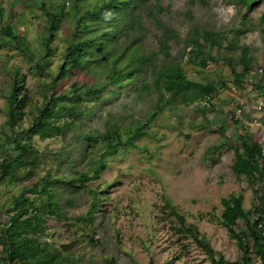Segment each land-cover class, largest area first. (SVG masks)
<instances>
[{
	"label": "rangeland",
	"instance_id": "1",
	"mask_svg": "<svg viewBox=\"0 0 264 264\" xmlns=\"http://www.w3.org/2000/svg\"><path fill=\"white\" fill-rule=\"evenodd\" d=\"M43 1L0 0V144L7 143L12 134L8 96L14 73L20 71L24 77L25 114L18 128L22 132L31 129L38 109L45 104L43 89L62 65L71 34L69 23L54 37L52 46L57 52L49 57L43 74L34 69L35 62L26 55L3 46L1 30L10 26L15 34H25L38 61L45 51L42 27L48 20L41 7ZM53 1L60 2L48 0L47 8ZM253 1L145 0L140 11L143 31L129 28L116 46L150 57L158 69L164 62L178 63L196 84L214 83L217 92L210 106L205 103L208 97L190 104L184 103L181 95L173 100L166 94L168 102L160 100L154 84L157 76L148 62H144L139 77L116 96L107 88L99 97L60 103L57 107L74 105L82 113L76 119L68 114L59 121V125L70 123L61 134L44 137L30 132L23 136L32 157H25L22 168L14 162L15 178L1 179L0 172V233L14 214L8 210L15 207L16 199H30L37 208L48 199L41 191L44 180H55L50 192L59 210L45 217L41 241L56 248L55 254L61 256L59 264H110L112 258L118 264H212L202 248L183 232L166 201L177 208L188 225L199 229L218 254L237 261L241 250L223 225L222 201L232 195L242 196L244 209L254 211L262 208L259 199H264V181L253 184L232 170L235 149L242 146L243 137L251 142L264 141V0H255L251 7ZM66 2L71 9L72 1ZM165 28L170 35L168 51L160 47ZM195 29L222 37L220 45L208 44L214 59L205 68L193 62L190 48L186 49ZM245 50L249 51L251 68L238 85L236 74L244 73ZM106 74V68L101 67L91 73L75 71L60 80L55 91H71L75 98L83 95L85 86L99 82ZM144 81L149 83L150 93L137 98V89ZM72 83H77L78 91L71 89ZM155 112L146 134L107 158L99 177L78 190L65 183L88 168L84 135L104 133L110 119L123 131L129 126L137 129ZM123 140L125 143L128 137ZM15 148L14 143L0 148V165L3 158L15 157ZM34 159L37 164L31 166L29 161ZM95 198L101 199V204L92 226L87 213ZM237 229L248 231L243 220ZM92 239L99 243H92Z\"/></svg>",
	"mask_w": 264,
	"mask_h": 264
},
{
	"label": "trees",
	"instance_id": "2",
	"mask_svg": "<svg viewBox=\"0 0 264 264\" xmlns=\"http://www.w3.org/2000/svg\"><path fill=\"white\" fill-rule=\"evenodd\" d=\"M46 1L48 0H44L41 4L48 17L42 27L43 37L41 41L45 51L44 54L39 55L38 61L26 40L25 34H15L10 26L1 30L3 46H11L15 51L26 55L29 61L35 62L34 69L43 74L49 66V57L57 52L56 46H52L54 37L61 32L64 26H67L65 23L71 25V27L68 26L71 34L67 36V44L62 54L63 61L61 62L62 65L59 66V72L57 75H51L53 77L52 82L47 83L43 89L45 104L43 103L38 109V115L32 122L31 129H23L22 132H19L18 128L22 126L19 124L20 117L25 114L23 109L26 99L22 97L24 77L20 71H16L13 75V81L10 84L11 93L8 96L10 103L9 123L12 125V134L8 136L7 143L0 144V148L6 149L7 146L16 144L15 157L10 160L6 157L2 159L0 165L1 179L6 176L15 178L14 162L18 163L17 168H22L25 165V157L27 155L32 157V153H29L30 146L22 141L23 136L31 134L30 132L41 134L44 137L61 134L69 128L70 123L64 121L63 125H59V121L68 114H72L76 119L82 113L74 105L62 104L57 107L60 103L80 100L87 96L99 97L107 88H110L112 96H116L123 87L130 85L139 77L144 62H148L154 68L153 73L157 76L154 84L160 93V100L168 102L165 97L166 94H169L173 100L181 95L184 103L190 104L204 101L205 97L212 98L217 92L214 83L196 84L188 79L184 69L178 63L164 62L158 69L150 57L137 51L128 52V47L119 48L116 46L117 40L129 28L134 32L143 31L145 26L140 11L144 8L145 0H95L93 3H89L90 0H71L72 8L69 10L67 9L69 3L66 0H58L60 2L57 3L53 1L51 8H47ZM248 1L246 0V3ZM254 3L255 0L250 3L251 7ZM261 24L264 26V15L261 17ZM240 31L246 33V30L240 29ZM128 34L131 36L130 33ZM169 36V30L165 28L160 40L162 51H168L170 48ZM221 38L211 31L195 29L186 45V49L189 47V52L194 57L193 62L202 68L207 67L209 62L214 59L212 50L208 49V44L213 42L214 45L218 46L221 44ZM248 52L245 50L242 58L244 73L236 74L238 85L245 77V72L251 68ZM97 67L106 68L107 74L99 82H92L91 85L85 86L83 95L79 94L73 98L74 96L70 95L71 91L56 93V84L60 80H65L69 74L75 71L91 73ZM76 85L77 83H72L71 89L78 91ZM150 89L147 81L142 82L137 89V98L143 97L146 93L149 94ZM156 114L157 112L147 118L146 123L137 129L129 126L123 131L120 125L110 119L104 133L96 135L87 133L84 135L88 144V168L65 183L77 188V190L86 187L91 179L99 177L101 171L105 169L107 158L117 155L121 147L146 134V127L155 120ZM124 136L128 137L125 143ZM249 140L248 137H243L241 149L238 147L235 149V162L232 170L238 176H246L254 184L264 181V155L262 154V144ZM29 164L31 166L36 165L37 160L29 161ZM55 184V180H44L41 191L48 199L42 200L39 207L34 208L33 202L24 197L23 199H16L15 207L8 210L9 214L12 210L14 214L10 216L9 223L0 233V262L6 264H59L58 259L61 256L55 254L54 249L56 248L50 243L41 241L45 217L51 216L59 210L57 200L54 199L55 195L50 192V188ZM93 194L96 195L94 192ZM259 200H261V204L263 203L260 209L262 212L257 209L254 211L245 210L242 196L232 195L222 201L224 206L223 225L231 237L237 241L241 250V257L233 262L227 260L222 254H218L195 225H188L185 218L179 214L177 208L170 201H166V206L180 222L183 232L191 236L194 242L202 248L212 264H264V238L257 231L258 218L254 217L256 214L260 216L264 212V199ZM100 202L101 199H93L91 208L87 213L92 226H95ZM240 220L246 223L248 231L237 229ZM91 242L99 243L98 240L94 239ZM62 259L67 261L66 257H62ZM110 264H118V262L112 258Z\"/></svg>",
	"mask_w": 264,
	"mask_h": 264
},
{
	"label": "built area",
	"instance_id": "3",
	"mask_svg": "<svg viewBox=\"0 0 264 264\" xmlns=\"http://www.w3.org/2000/svg\"><path fill=\"white\" fill-rule=\"evenodd\" d=\"M261 73L263 72V70H259ZM206 104H208V106H210L209 104H211V98L208 97L205 100ZM261 109V108H260ZM259 142L261 144L264 145V141L259 140ZM262 154L264 155V147L262 148ZM257 231L261 234V236L264 238V212L258 217V223H257Z\"/></svg>",
	"mask_w": 264,
	"mask_h": 264
}]
</instances>
